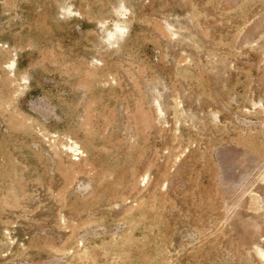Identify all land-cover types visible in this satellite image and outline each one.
I'll list each match as a JSON object with an SVG mask.
<instances>
[{
	"label": "rangeland",
	"instance_id": "obj_1",
	"mask_svg": "<svg viewBox=\"0 0 264 264\" xmlns=\"http://www.w3.org/2000/svg\"><path fill=\"white\" fill-rule=\"evenodd\" d=\"M0 264H264V0H0Z\"/></svg>",
	"mask_w": 264,
	"mask_h": 264
},
{
	"label": "bare ground",
	"instance_id": "obj_2",
	"mask_svg": "<svg viewBox=\"0 0 264 264\" xmlns=\"http://www.w3.org/2000/svg\"><path fill=\"white\" fill-rule=\"evenodd\" d=\"M125 2V1H124ZM122 3V2H121ZM72 6V5H71ZM122 9H124V10H126V9H128V5L126 4V3H123L122 4V7H121ZM64 11H66V12H71L72 10H71V7H68L67 9H63ZM121 13V12H120ZM125 13H123V15H124ZM168 25V24H167ZM126 29H127V25L125 24V22H122V21H117L115 24H114V27H113V29L112 30H109V29H105L104 30V35H105V37H107V39H112L113 40V42H115V41H117L118 40V38H120L123 34H124V32L126 31ZM104 37V38H105ZM107 41H109V40H107ZM70 149H71V151L75 154V155H77L80 151H81V149H80V147L78 146V144L77 143H72L71 145H70ZM259 249V248H258ZM260 252V251H259ZM263 252V251H262Z\"/></svg>",
	"mask_w": 264,
	"mask_h": 264
}]
</instances>
